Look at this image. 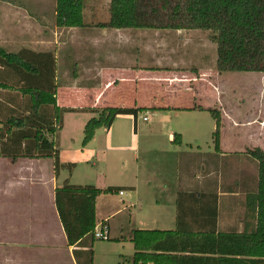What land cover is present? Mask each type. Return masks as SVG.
<instances>
[{
    "label": "crops",
    "instance_id": "obj_1",
    "mask_svg": "<svg viewBox=\"0 0 264 264\" xmlns=\"http://www.w3.org/2000/svg\"><path fill=\"white\" fill-rule=\"evenodd\" d=\"M110 4L111 0L105 3L86 0L83 17L88 26L66 29L56 25V0H0V46L11 54L29 51L36 71L28 75V86L46 90L54 85L61 108L81 111L114 106L127 99L132 104L128 108H147V113L157 115L182 109L169 104L155 106L161 110L152 112L153 107L147 104L153 99L162 103L186 97L197 103L200 95L191 87L193 83L199 84L198 73L180 66L166 72L158 63L161 52L176 50L184 31H166L163 40L159 35L164 31L99 28L97 25L110 21ZM245 74H260L264 78V73ZM0 83L11 87L0 89V115H16L28 106L29 97L20 92L25 84L12 69L0 67ZM218 83L219 87L215 85L213 90L217 98L222 97V85ZM252 87L250 96H242L239 103L251 99L259 103L255 111L236 115L228 106L216 102L221 109L222 130L231 129L235 135L257 139L252 147H220L219 152L215 147H182L184 134L180 133L169 135V142L176 147H106V152L117 157L112 173L121 177L108 186H101L98 178L94 183L78 182L74 172L67 175L60 170L56 175L54 159L13 162L0 158V264H78L74 251L86 249L69 246L56 205V190L66 181L101 190L123 189L115 194H102L96 201L97 229L107 225L110 235L107 242L117 249L134 248L131 239L135 230H175L179 203L186 206L188 196L193 194L217 195V228L221 232L222 201L243 198L245 202L246 194L257 189V163L247 153L255 149L264 151V82ZM82 94L90 98L87 104L90 108L66 106L71 101L75 103V98ZM210 109L198 105L184 110L209 114ZM141 114L136 121V134ZM176 134L182 136L181 145L173 143ZM60 161L62 165L61 155ZM115 200L121 204L118 210L126 214L117 223V212H109L110 208L103 206ZM112 224L116 225L114 230ZM95 246L94 264H97L99 252Z\"/></svg>",
    "mask_w": 264,
    "mask_h": 264
},
{
    "label": "trees",
    "instance_id": "obj_2",
    "mask_svg": "<svg viewBox=\"0 0 264 264\" xmlns=\"http://www.w3.org/2000/svg\"><path fill=\"white\" fill-rule=\"evenodd\" d=\"M56 1L57 27L88 26L83 17L86 0ZM109 13L110 21L97 25L99 28L203 32L217 46L216 68L220 74L264 73V0H111ZM28 54L27 50L11 54L0 46V67L13 70L25 84L20 92L29 97L28 106L16 115H0V158L13 162L54 159L58 175L62 168L58 139L64 115L87 110L59 107L54 85L46 90L28 86L27 77L36 69ZM10 88L0 83V89ZM148 110L89 109L96 116L85 125L83 147L94 140L99 130L109 131L120 116H132L136 131L139 114ZM208 112L215 120L212 143L219 152L222 115L217 110ZM173 143L181 145L182 136L174 135ZM247 154L257 163L258 183L256 191L246 194L243 232H219L217 195L193 194L188 196L186 206L179 203L175 230L133 232L135 254L131 264H264V151L256 149ZM122 190L76 186L68 181L56 190V205L69 246L86 249L74 251L78 264H94L93 249L99 241L95 238L97 198Z\"/></svg>",
    "mask_w": 264,
    "mask_h": 264
},
{
    "label": "rangeland",
    "instance_id": "obj_3",
    "mask_svg": "<svg viewBox=\"0 0 264 264\" xmlns=\"http://www.w3.org/2000/svg\"><path fill=\"white\" fill-rule=\"evenodd\" d=\"M105 3V0H102ZM167 32H160L161 39L167 37ZM177 35V34H175ZM184 35V36H183ZM174 36V34H173ZM183 36V38H182ZM182 39L177 43L176 50L173 52H161L162 59L158 62L163 71L168 72V69L176 66L187 68V70H195L198 73L199 84L193 83L195 92L198 93L199 99L194 101L186 97H181L177 101H163L154 100L148 103L152 112L159 111L155 106L168 107L169 104L173 107H179L182 110L164 111L157 115H150L145 112L139 117V131L136 134L134 127V118L130 116H120L116 118L112 129L107 132L101 129L97 132L94 140L86 147H83L84 128L87 122L96 115H93L87 109L86 112L74 113L68 112L64 115L63 130L60 133L58 141L59 150L62 157L61 170L68 174L74 172L78 182H97L101 186H108L109 182L115 180L120 181V176H115L112 173V167L117 160V157L110 152H106V147H176L169 142L170 133L184 134V143L182 147H214L212 143V135L215 132V120L208 113H193L185 111L186 108H196L201 105L204 108H211L210 110L220 111V105L228 106L230 112L249 113L255 111L259 107V103L248 99L247 102L240 104L241 97H249L254 83H263L264 78L258 76H249L245 73H224L220 74L216 68L217 61V46L213 44L203 32L184 31L180 34ZM173 37L171 38V41ZM164 42V41H163ZM185 43V47L182 46ZM204 70L205 73H199ZM175 71V70H174ZM221 82L222 97H216L213 90ZM218 83V84H216ZM219 87V85H218ZM221 87V86H220ZM212 90H210V89ZM221 89V88H220ZM75 103L72 101L66 106H77L83 108H90V98H85L82 94L80 98H75ZM131 99V98H130ZM73 100V99H72ZM114 103V106L131 107L132 104ZM220 109V110H219ZM209 111V110H208ZM221 113V112H220ZM146 116V117H144ZM150 119L149 122H144L143 119ZM146 120V121H147ZM257 139L243 134L242 136L235 135V133L228 129L225 132L221 131L220 144L221 147H252L256 145ZM105 149L101 152L100 150ZM256 150V149H255ZM250 151V150H249ZM248 151V152H249ZM71 164V168L68 165ZM118 164V163H117ZM116 165V163H115ZM258 170V168H257ZM98 178V179H97ZM244 199L235 201L225 198L221 203L220 214V231L221 232H243V221L245 217ZM110 208L109 212L116 213L117 221L124 219L126 214L119 211L121 204L115 200L112 202H105L103 204ZM114 220V219H113ZM112 228L116 225L112 224ZM151 228V227H148ZM174 228V227H173ZM112 242L97 241L96 248L99 255L97 257V264H131L134 256V248L131 246L128 250L122 247L117 249ZM121 255L124 258H121Z\"/></svg>",
    "mask_w": 264,
    "mask_h": 264
},
{
    "label": "built area",
    "instance_id": "obj_4",
    "mask_svg": "<svg viewBox=\"0 0 264 264\" xmlns=\"http://www.w3.org/2000/svg\"><path fill=\"white\" fill-rule=\"evenodd\" d=\"M144 120L146 121L147 119L145 118ZM95 238L97 240L105 241V242L110 240L109 229H108L107 225L104 224L101 226L100 229H96Z\"/></svg>",
    "mask_w": 264,
    "mask_h": 264
}]
</instances>
